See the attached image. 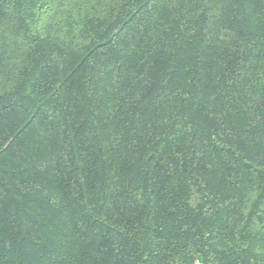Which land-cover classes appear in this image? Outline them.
<instances>
[{"label":"trees","instance_id":"trees-1","mask_svg":"<svg viewBox=\"0 0 264 264\" xmlns=\"http://www.w3.org/2000/svg\"><path fill=\"white\" fill-rule=\"evenodd\" d=\"M0 264H264V0H0Z\"/></svg>","mask_w":264,"mask_h":264}]
</instances>
